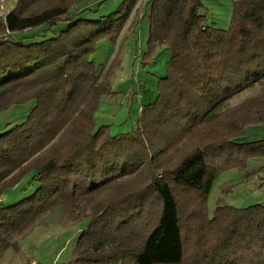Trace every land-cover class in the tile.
Returning <instances> with one entry per match:
<instances>
[{
    "label": "trees",
    "instance_id": "16d2710c",
    "mask_svg": "<svg viewBox=\"0 0 264 264\" xmlns=\"http://www.w3.org/2000/svg\"><path fill=\"white\" fill-rule=\"evenodd\" d=\"M82 1L17 0L0 22V112L31 103L0 131V196L29 174L35 184L0 204V258L61 205L67 222L87 220L74 264H264V205L210 216L206 204L219 173L264 158V140L235 143L264 123V0H230L225 28L208 23L202 0H147L142 63L164 47L166 74L134 129L115 135L94 120L116 93L112 64L92 57L116 43L127 0L97 19L71 13ZM63 20L55 37L23 43Z\"/></svg>",
    "mask_w": 264,
    "mask_h": 264
},
{
    "label": "rangeland",
    "instance_id": "374dc122",
    "mask_svg": "<svg viewBox=\"0 0 264 264\" xmlns=\"http://www.w3.org/2000/svg\"><path fill=\"white\" fill-rule=\"evenodd\" d=\"M16 1L6 2L7 13L15 8ZM119 1L121 0H108V4H117L112 8L116 10L125 0ZM202 2L204 4L202 12L206 14L208 23L225 28L231 13V1L202 0ZM148 9L147 6L146 15ZM146 15L139 16L141 20L139 29H135V33L130 36L126 35L128 47H125V50L123 49L125 38H120V43L118 37L113 50H111L112 45L103 40L98 43L96 53L92 57L96 65L105 70L112 64L109 81L111 90L116 93L113 96L102 97L94 114L96 124L109 125L112 135L131 132L134 129L140 107L155 100L157 81L166 74L169 52L159 53L160 47L156 48L154 58L145 64L142 63L144 54L148 51L149 22ZM127 16L128 14L126 19ZM126 19L124 25L127 23ZM67 27V21H57L50 28H46L44 36L35 37L34 40L30 34H22L25 37L23 43L55 37ZM249 93L235 97L230 105L238 103ZM30 105L31 103L11 106L0 112V131L7 123L16 124L23 114L26 115ZM259 140H264V123L246 126L243 137L235 139V143L242 144ZM31 178L29 174L22 178L16 186L4 191L0 196L2 202L0 204H12L18 201V198L25 197L33 191L35 184L32 183ZM257 203L264 205V158L261 157L249 159L243 169L230 168L219 173L212 182L206 204L208 214L212 216L215 208L221 204L244 208ZM64 214L63 207L56 206L50 213L44 214L32 229L8 239L10 246L0 258V264H28L29 260H36L43 264H74V243L80 231L85 228L87 220L67 222Z\"/></svg>",
    "mask_w": 264,
    "mask_h": 264
},
{
    "label": "crops",
    "instance_id": "0c3cea01",
    "mask_svg": "<svg viewBox=\"0 0 264 264\" xmlns=\"http://www.w3.org/2000/svg\"><path fill=\"white\" fill-rule=\"evenodd\" d=\"M119 2H122V0ZM146 3H147V0H127V2H126L124 13L128 14L127 19H126L127 23H126V25H124V27L122 28V30L119 34L120 35L119 41H120V38L121 39L125 38V43L123 45L124 50H125V47H128V45H127L128 43L126 42V40H127L126 35L128 34V36H130L131 34L135 33V29H137V30L139 29V25H140V21H141L139 16L140 15H142V16L146 15V12H145L146 7H147ZM80 4H82V5L80 6ZM80 4L78 7H76V9L74 8L72 10L73 12H71V13L77 14L80 17L89 18V19H97L101 15L108 14L114 10L112 8L117 6V4L109 5L108 0H84ZM134 21L136 22V24L132 25V22H134ZM120 43H121V41H120ZM113 47L114 46L112 45L111 50L114 49ZM163 51H167V50L164 47H160L159 53H161Z\"/></svg>",
    "mask_w": 264,
    "mask_h": 264
},
{
    "label": "built area",
    "instance_id": "2783aa9c",
    "mask_svg": "<svg viewBox=\"0 0 264 264\" xmlns=\"http://www.w3.org/2000/svg\"><path fill=\"white\" fill-rule=\"evenodd\" d=\"M8 0H0V22L2 24H5L6 23V17H7V12H6V2ZM28 264H43V263H40L36 260H29L28 261Z\"/></svg>",
    "mask_w": 264,
    "mask_h": 264
},
{
    "label": "clouds",
    "instance_id": "9594fccd",
    "mask_svg": "<svg viewBox=\"0 0 264 264\" xmlns=\"http://www.w3.org/2000/svg\"><path fill=\"white\" fill-rule=\"evenodd\" d=\"M16 3H17V1H16Z\"/></svg>",
    "mask_w": 264,
    "mask_h": 264
}]
</instances>
